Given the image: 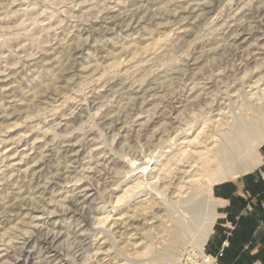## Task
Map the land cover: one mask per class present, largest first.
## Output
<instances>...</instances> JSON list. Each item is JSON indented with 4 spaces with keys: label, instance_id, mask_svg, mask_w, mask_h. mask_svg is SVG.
I'll list each match as a JSON object with an SVG mask.
<instances>
[{
    "label": "rangeland",
    "instance_id": "rangeland-1",
    "mask_svg": "<svg viewBox=\"0 0 264 264\" xmlns=\"http://www.w3.org/2000/svg\"><path fill=\"white\" fill-rule=\"evenodd\" d=\"M263 61L264 0H0V264H181L198 251L196 229L167 251L165 205L125 193L131 161L153 155L155 174L203 142L227 148L257 118L264 141ZM206 177L165 195L204 196Z\"/></svg>",
    "mask_w": 264,
    "mask_h": 264
},
{
    "label": "bare ground",
    "instance_id": "bare-ground-1",
    "mask_svg": "<svg viewBox=\"0 0 264 264\" xmlns=\"http://www.w3.org/2000/svg\"><path fill=\"white\" fill-rule=\"evenodd\" d=\"M199 4H201V3H199ZM233 41L234 42L240 41L241 44H244V43H246L247 39L245 37H243V34H237V36L234 37ZM236 43H238V42H236ZM260 48L258 50L263 49V48H261V49ZM263 64H264V61H263ZM259 81L261 82V84L263 86L264 74L262 75V77ZM259 83H258V85L260 86ZM258 85H257V87H258ZM254 98H256V97H254ZM256 101H257V104H261L263 100L258 99ZM137 106H139V105H137ZM260 115H261V118L264 119V111L262 113H260ZM36 118H37V116H36ZM259 120L260 119L257 118L256 121H254V122L251 121V123H249L248 125L245 124L246 125L245 127H242V125H241L240 127H242V128L237 129L238 131H236V129H235V131H236L234 133L235 136L231 138V141L227 145V148H221L220 147L219 150H217L216 152L210 153L209 152L210 149H208V146L206 144H204L205 142H203L202 144L204 145L203 146L204 152H202L200 154L198 153L197 154L198 158H196V153L194 152V150H191V149L182 150L181 153L175 158V160H173V161L169 160L168 163L163 164L162 168L159 167L160 169H156L157 170V171L155 170L156 176H153V175H155L153 173L154 167L151 169V166L155 163V161H154L155 157L153 155L149 154L147 157L145 156L144 159H139L136 162L131 161V164H134L135 167L133 169H131L130 178L136 177V178H138L137 179L138 181L134 187L130 188L125 193L128 194L132 189H138L139 195H137V196H142V194H144L145 196L148 195L149 199H150L149 202L154 201V200L155 201L159 200L160 204L165 205V207L167 208L166 214L168 213V216H169L167 218H169L170 223H172L171 225L166 226V232L170 236L169 244L167 246L168 247L167 251L170 252L171 250L176 248V246H178L179 244H182V242L184 241V238H186L187 232L189 233L190 232L189 230H191V232H192L194 229H196V232H197V237L195 240V247L197 248L198 251H201L203 249V247L206 243V240H207L209 234L211 233L212 226L215 222V219L217 217V213H216L217 203L211 195L212 186L217 184V183L223 182L225 180H229L231 178H237L238 176H241L244 173L252 171L257 164L256 160L258 161L261 158L259 153H258V148H259V145L264 143V141L262 140L263 139V130L260 127ZM261 123H262V120H261ZM199 136H200V134H199ZM197 137H198V135L196 137H194L193 141L191 140L192 143H194V144L196 143ZM254 142L255 143L257 142V144H254ZM198 143L199 142H197V144ZM63 164H65V163H63ZM145 176L146 177L148 176L147 178H149V179H146ZM195 176L200 177L201 180L207 176L206 178H207V181L209 183L207 194H205L204 196H201V197L197 194L190 196V197H187V199L184 200L179 205H177V203L170 202L169 197H168L169 199H167V197L165 195V192H167V190L168 191L172 190L173 194H174V192H177L178 194L181 193L183 195V193H185L188 190L189 184L193 182L191 178H195ZM43 178H45V177H43ZM153 178H156V180L155 181L152 180ZM196 180L198 181V179H196ZM159 182H162V184H163V187L161 189L157 185ZM134 193L136 194L137 192H134ZM126 194H124L122 197H119L117 199L116 203H121ZM187 195H189V194L187 193ZM187 195H185L184 198H186ZM147 204H148V202H147ZM151 204H153V203H151ZM145 205H146V203H145ZM144 207H146V206H144ZM153 207H154V205H153ZM157 207H158V204H157ZM171 208H173L174 210H172ZM150 213H149V215H150ZM145 214H147V212ZM153 218H156V217L153 216ZM37 219H38V217H37ZM101 222H102V220L100 221V223ZM121 222H122V220H121ZM111 223H112V225L114 224L113 222H111ZM117 223H119V222H117ZM108 224H110V223H108ZM115 224H116V222H115ZM115 224H114V226H115ZM105 229L106 228L104 227L103 230L105 232H110V229H106V230ZM104 231H102V232H104ZM131 231H133V230H131ZM57 239H58V236H51L49 241H50V243H55L57 241ZM166 255H168V254H166ZM46 258H47V260L52 259V257H47V255H46Z\"/></svg>",
    "mask_w": 264,
    "mask_h": 264
},
{
    "label": "crops",
    "instance_id": "crops-1",
    "mask_svg": "<svg viewBox=\"0 0 264 264\" xmlns=\"http://www.w3.org/2000/svg\"><path fill=\"white\" fill-rule=\"evenodd\" d=\"M263 173L264 169L252 170L238 176L241 187L223 181L211 188L217 217L204 251L211 256L221 254L218 264H264ZM229 225L233 229L227 238L225 227Z\"/></svg>",
    "mask_w": 264,
    "mask_h": 264
},
{
    "label": "built area",
    "instance_id": "built-area-1",
    "mask_svg": "<svg viewBox=\"0 0 264 264\" xmlns=\"http://www.w3.org/2000/svg\"><path fill=\"white\" fill-rule=\"evenodd\" d=\"M221 256H211L207 254L204 249L187 253L182 257L181 264H218V258Z\"/></svg>",
    "mask_w": 264,
    "mask_h": 264
}]
</instances>
